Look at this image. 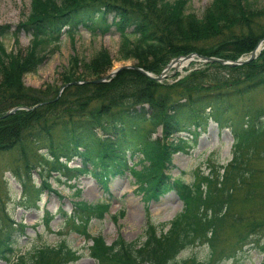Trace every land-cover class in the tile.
Here are the masks:
<instances>
[{"label": "trees", "instance_id": "obj_1", "mask_svg": "<svg viewBox=\"0 0 264 264\" xmlns=\"http://www.w3.org/2000/svg\"><path fill=\"white\" fill-rule=\"evenodd\" d=\"M211 1L197 19L185 12L186 0H30V12L18 26L30 37L25 55L5 52L1 40L10 35L16 43L19 29L12 33L9 26H0V116L13 108H32L0 118V156L15 153L21 163L12 172L22 195L18 205L37 208L44 190L50 189L48 178L61 183L89 175L107 192L109 178L124 173L135 178L144 200L174 191L181 203L182 211L168 224L156 226L146 215L137 240L117 238L109 246L101 236L86 234L87 220L108 214L106 202L79 201L72 203L70 213L59 212L60 225L89 240L88 254L97 264H219L222 258L233 263L245 246L258 251L264 264V218L247 219L251 222L238 237L241 243L226 253L219 245L221 227L241 223L232 213L234 205L256 202L264 217V104L251 105V96L264 89V48L242 66L205 63L178 80L175 74L170 83L129 69L108 83H91L111 67L103 49L84 63L80 75L75 73L79 60L70 58L59 97V89H28L21 81L57 51L60 36L73 43L80 27L90 36L113 30L119 38L117 60L134 61L152 76L170 59L191 53L229 62L248 57L264 39V9H257L253 0ZM209 121L230 133L227 164L209 166L206 174L196 171L190 183L171 180L165 172L173 154L194 146ZM158 130L160 137L153 139ZM75 159L80 166L69 168ZM32 171L39 179L33 188L27 187ZM43 215L46 226L52 216ZM24 229L7 217L1 204L0 261L67 264L74 258L60 243L23 259L16 237ZM203 245L208 251L203 259H178L181 251Z\"/></svg>", "mask_w": 264, "mask_h": 264}, {"label": "rangeland", "instance_id": "obj_2", "mask_svg": "<svg viewBox=\"0 0 264 264\" xmlns=\"http://www.w3.org/2000/svg\"><path fill=\"white\" fill-rule=\"evenodd\" d=\"M167 1L172 2L174 0ZM211 2V0H186L185 12L193 14L198 19L202 17L203 12L209 7ZM253 3L257 9H264V0H253ZM29 6L30 0H0V26H9L12 33L19 29V33L16 36V43L13 42L10 35L1 40L6 53L12 52L25 55L30 45L29 35L18 28L21 23L25 22L30 12ZM111 19L112 17H109L108 21L110 22ZM260 21L263 23L264 17ZM78 29L74 35L73 43L67 40L65 34L60 36L57 51L43 62L34 74H28L22 77L21 81L23 86L28 89L31 88L45 92H47L48 87L56 90L59 89L57 94L59 97V94L66 86L61 84L62 72L68 70L70 58L76 57L79 60L77 67L80 69H76L75 73L80 75L82 70H84L82 68L84 63H89L92 57L102 49L108 52L111 67L108 70L109 72L98 80L104 79V77L114 72V70H119L125 66L137 68L135 67L134 61L120 62L117 60L119 38L113 30L102 36H90L85 29L81 27ZM180 57L185 56L176 58ZM239 59L244 60L242 57ZM202 64L204 63L194 59L193 61L181 64L177 68H170L165 73L164 78L159 82L167 80L166 83H170L173 81L172 78L175 74L178 80L191 70L198 69V66ZM120 71L122 70L118 72ZM111 79L106 78L103 82L108 83ZM72 84L81 85L82 83L72 81ZM259 104H264V89H259L256 94L251 96V105L254 107ZM31 109L28 111L19 110L29 112ZM159 133L158 130L155 136H153V139L160 137ZM185 136V134H182L180 137L185 138ZM231 143L229 131L218 130L216 125L209 121L204 133L198 136L194 146L186 148L183 153L173 154L170 167H168V171L165 174L171 180L180 177L184 183H190L192 181V175L196 171L206 174L209 172V166L226 165L230 159L229 151ZM133 162H135V159ZM20 165L21 163L17 161V155L15 153L0 156V205L3 204L7 217L12 222L25 227L24 235L16 237L18 238L16 248L24 256L22 257L23 259L26 257L30 258L36 249L53 248L60 243H64L74 254V258L67 264H97L96 259L88 254V248H90L89 240L85 239L69 225L68 227L60 225L61 222L58 213H70L72 203L80 201L87 205H94L102 201L108 204L109 209L107 215H104L100 220L91 217L86 223V234L89 237L101 236L105 245L108 246L117 238L127 243L137 240L143 234L142 231L146 225V215L149 216L151 223L157 226L160 224H168L182 211L181 203L174 191L165 192L153 200H144L141 193L136 189L135 178L132 175H128V173L110 177L106 185L107 192L101 190L99 184L89 175L78 177L76 181H66L65 179L64 182V179H61V183H57L55 179L48 178L47 182L49 183L50 189L49 191L44 190L39 203H36L37 208L26 205L21 206L18 205L19 199L22 198L20 186L17 184L12 173L13 168L19 167ZM78 166H80L78 159L68 164L69 168H76ZM260 168L264 170V163L260 165ZM38 185L39 179L37 172L32 171L27 187L31 186L33 188ZM260 208L262 207L256 202L234 205L232 213L241 217V223H230L221 227L222 229L219 233L221 242L219 245L223 252L229 251L231 247L241 243L238 237L245 230V224L251 222L247 219L254 218L256 220H262L264 218L262 214L257 213L260 211ZM45 212L52 216L51 221L46 226L42 223ZM111 216L116 217L115 220ZM163 229L165 231L166 227ZM260 235H256L257 239H259ZM220 247L218 246L217 250ZM242 251V254L239 253L236 256L235 260L237 262L232 263L222 258L219 264H260L262 261L261 255L255 249L252 250L249 246H245L242 248ZM207 253L208 251H206L204 245L188 248V250L181 251L178 259L195 257L199 261L206 257ZM0 264L9 263L0 261ZM16 264L22 263L18 261ZM25 264H31V262L27 261Z\"/></svg>", "mask_w": 264, "mask_h": 264}, {"label": "water", "instance_id": "obj_3", "mask_svg": "<svg viewBox=\"0 0 264 264\" xmlns=\"http://www.w3.org/2000/svg\"><path fill=\"white\" fill-rule=\"evenodd\" d=\"M264 44V39L259 41V43L255 46L254 50L251 51L249 54V56L247 58H245L244 60H236V61H233V62H229V61H225V60H220V59H216L214 57H211V58H206L204 56H198L194 53H191L185 57H180V58H176V59H172L168 62V64L163 68L162 72L157 76V77H152L149 73H146L144 72L143 70H140L138 68H134V67H129V66H125L119 70H125V69H129V70H133V71H137L139 72L142 76H144L145 78H150L154 81H156L157 83L159 81H161L162 78H164V75L165 73L168 71V69L170 68H177V64L179 62H190V61H193L194 59H197L198 62H202V63H215V64H218L220 66L224 65V66H230V67H233V66H242L244 65L245 63H248L249 61H252L254 60V58L256 57V55L258 54V52L264 48L263 46ZM263 46V47H262ZM194 58V59H193ZM118 69L117 70H114V72H112L111 74L107 75L106 77H104V79L102 80H97L95 81L94 83H104L103 81L108 78V79H111L115 76V74L119 71ZM19 109H22V110H25V111H28L30 108H13V109H10L8 110L6 113H4L3 115L0 116V118H6L8 117V115H12L14 114L15 112L19 111Z\"/></svg>", "mask_w": 264, "mask_h": 264}, {"label": "bare ground", "instance_id": "obj_4", "mask_svg": "<svg viewBox=\"0 0 264 264\" xmlns=\"http://www.w3.org/2000/svg\"><path fill=\"white\" fill-rule=\"evenodd\" d=\"M185 62H179L176 66L179 67L181 64H184Z\"/></svg>", "mask_w": 264, "mask_h": 264}]
</instances>
